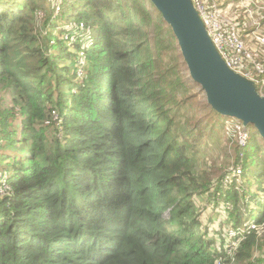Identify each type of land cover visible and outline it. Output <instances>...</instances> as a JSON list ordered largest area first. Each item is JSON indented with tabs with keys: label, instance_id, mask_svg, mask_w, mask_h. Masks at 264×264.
<instances>
[{
	"label": "trees",
	"instance_id": "trees-1",
	"mask_svg": "<svg viewBox=\"0 0 264 264\" xmlns=\"http://www.w3.org/2000/svg\"><path fill=\"white\" fill-rule=\"evenodd\" d=\"M61 1L65 20L46 38L68 21L92 36L45 42L34 25L43 0H0V92L18 107L0 108V264H213L226 256L223 226L212 225L223 211L203 223L193 198L204 192L230 205L231 227H264V138L233 124L250 136L228 155L242 168L239 190L237 177L223 187L229 166L216 177L199 169L210 148L222 149L232 117L206 102L191 121L192 91L176 75L177 55L165 57L177 40L153 3ZM239 26L248 28L243 18ZM54 110L60 136L40 126ZM256 234L238 242L237 264H264Z\"/></svg>",
	"mask_w": 264,
	"mask_h": 264
},
{
	"label": "rangeland",
	"instance_id": "rangeland-1",
	"mask_svg": "<svg viewBox=\"0 0 264 264\" xmlns=\"http://www.w3.org/2000/svg\"><path fill=\"white\" fill-rule=\"evenodd\" d=\"M203 1H211V0H203ZM62 4H63V1H61V0H46V1L43 0V2L41 4L43 6H42L41 10L34 12V25L37 21V27L35 26V28H36L35 31H38L40 28H42V33L44 34V36H43L44 38L42 37L43 39H45V40L47 39L45 35L50 34L51 28L54 27V25L60 24L61 22H63L65 20V19L59 20V18L61 16ZM251 6L253 9V13L255 15V19L260 23V27L258 29H256V32L261 34L264 32V22H262V20L264 19V0H253V3L251 4ZM70 10H71V8H68L67 12H69ZM47 14H50V17L53 19L49 26H48V23L45 22ZM231 14L233 16H237L238 21H240V19L243 18L244 25L248 26V28L246 27L245 30L242 31L243 38H244L246 44L250 48L259 49L261 51L262 54L259 57V60L263 66V64H264V46L255 45L252 42L253 40L250 39V38H252L251 33L249 36H245V34L249 30H252L251 27L254 28V26L250 25L249 19L247 17L244 18L245 13L243 11L237 9L236 6L234 7V12H232ZM67 18H68V15H67ZM65 24H66L65 28L64 27L63 28L58 27V30L55 31L54 34H52L50 41H49V39H47L45 42H47V41L48 42H55L56 41V43H58V40H60V41H63L64 43L70 45L71 41L75 39V36H80L83 33V31H85L87 34H90L91 36L93 35L92 32L90 33L89 30L86 27H83L82 25H80L76 29V27H75L76 25H74V23H72L71 21H68ZM56 28H57V26H55V29ZM68 29H69V31H67ZM73 33L75 35H73ZM55 34H57V35H55ZM71 34L74 37L72 39H71V37H72ZM90 35H88V36H90ZM42 38H40L39 45L42 43ZM89 39L90 38H88V40ZM86 43H91V42L88 41V42H85V44ZM31 46L33 48H36V46H38V43L33 44ZM177 46L174 43L172 45L171 51H168V54L165 57L167 59L168 55H170V54H175L178 57V67L180 70L178 71V74H176V75L177 76L181 75L182 76L181 79L183 81L187 82V85H189V87L192 91L191 95L193 97L192 102H193L194 116H190V117H191V121L194 122L198 118H201L202 116L204 117L203 112L205 110L204 106L206 105V100H205V96H204L203 92L200 89V86L191 80V78L188 74L187 67H186L183 59L181 57L179 58L180 50H178L179 47H177ZM46 51L49 54V56H51L53 54L54 49L50 48L49 52H48V50H46ZM81 57H82L81 52H79L78 62H79V64H85V61L83 59H81ZM167 63L169 64L170 62L168 61ZM169 65H172V62ZM263 68H264V66H263ZM258 75H259L258 73L255 74V76L261 77V75L260 76H258ZM169 77L174 78V75L169 73ZM0 97H1L0 101H2V106H3L2 107L0 105V108L13 106V110H14L15 115H16V113L18 111V107L15 104L13 105V103L11 101L12 95H9V93H7V91H5L3 89V91L0 92ZM46 117H48V120H43L42 123L40 124V126L44 127L46 131H49V133L52 136L59 135L58 125L60 123V119L58 118L57 112L55 110L51 111V113L46 112ZM230 119H232V118H229L226 121V123H224L227 131H225L224 133L221 132L222 133L221 134V143H223L222 149L217 147V146H215L214 148H210L207 153L211 154V155L202 156L198 162L199 169H202V168L206 169L207 172L209 173V175H208L209 177H216V176L220 175L222 170H224L228 166H229V168L232 167L233 161H232V159H228V155H230L229 153L231 151H234V148L238 144H240L241 146H244V145L246 146L248 144L247 143L248 140L243 141L242 136H241V138H238V135L236 133V129L234 128V125H233L236 121L234 119H232V120H230ZM18 120H16V121L12 120L13 121L12 123L14 125H16V122ZM257 136H258V134H257ZM248 137H250V136H248ZM259 154L264 155V144L263 143H262V150H259ZM235 174H238L237 170H235ZM241 175H242V173L240 174V176L238 177V180H237L236 189H238V190L240 189L241 185L243 184V180L241 178ZM230 183H231L230 180L226 179L223 182V187L228 189V186H231ZM217 199H218L217 196L212 197V195H209L208 192H204L201 197L195 196L193 198V201H194L195 207L197 208V210L199 212L198 215L200 216V219L203 223H208L207 221L212 217V215L216 214L215 212L223 211V212H221V214L218 218H217V216L213 217L214 223H212V225L218 229L220 228V226H223L222 230L220 228L219 237L221 238V236H222V238L224 239L227 237L228 231L231 229V226L234 224V222H233L234 220L232 219V216L229 214V212H230L229 209L231 208L230 205L226 206V204L224 202L219 203V205H215V201ZM252 208H256V207L252 206ZM163 216L165 218H168V213L167 212L164 213ZM206 219H208V220L206 221ZM227 220H230L231 222H227ZM244 220L245 219L243 218V222H244ZM216 221L217 222L223 221V222L220 224H217ZM239 227H240V229H243L244 224L242 223L241 225H239ZM255 230L257 231L256 236H257L259 245H256V247H254L253 256H260L261 254L264 253V227L256 228ZM228 236H233V232L229 231ZM244 238L237 239L235 241L231 240L230 237L226 238V244H227L226 245V251H225L226 256L216 258L213 264H237L236 260H233L234 254H236L235 252L237 251V248H238L236 242L238 240H243Z\"/></svg>",
	"mask_w": 264,
	"mask_h": 264
},
{
	"label": "water",
	"instance_id": "water-1",
	"mask_svg": "<svg viewBox=\"0 0 264 264\" xmlns=\"http://www.w3.org/2000/svg\"><path fill=\"white\" fill-rule=\"evenodd\" d=\"M171 27L193 82L213 110L253 125L264 138V96L256 84L231 70L211 42L192 0H150Z\"/></svg>",
	"mask_w": 264,
	"mask_h": 264
},
{
	"label": "built area",
	"instance_id": "built-area-1",
	"mask_svg": "<svg viewBox=\"0 0 264 264\" xmlns=\"http://www.w3.org/2000/svg\"><path fill=\"white\" fill-rule=\"evenodd\" d=\"M192 3L211 42L226 65L231 70L250 80H253L256 84V87H259V85L262 87L264 85V64L262 66L259 60V57L262 53L259 49H252L246 44L242 34V31L245 28L240 27L237 16H233L231 14L234 12V8L224 9L221 3H219L217 0H192ZM252 3L253 0H237L235 6L237 9L245 13L246 16L244 15V17H247L249 19L250 25L254 26V28L251 27L252 30H249V35L250 33L252 35V38H250L253 40L252 42L255 45L264 46V32L261 34L256 32V29L260 27V23L255 19V15L251 6ZM249 35L245 34V36ZM72 38L73 36L71 39ZM88 38H86L87 42L90 41ZM89 44L91 43H86L85 45L88 46ZM82 57L81 59H83ZM257 73L259 74L258 76L261 75V77L255 76ZM234 120L236 122L239 121L237 119ZM245 127L246 126L243 125V128ZM241 136L243 141L248 140L246 131L239 132V138H241ZM235 170H237L239 175L235 174ZM241 173L242 168L240 166L233 168L230 167L229 172L224 178V181L228 179L231 182L234 177H237L238 180V177ZM243 224V229H240L239 226L231 227L229 231L233 232V236H228V231L226 238L230 237L231 240L235 241L237 239L244 238L246 234L254 231L256 228H262L261 226L257 225L256 222L252 221H245ZM239 241L240 240H238L236 244H238Z\"/></svg>",
	"mask_w": 264,
	"mask_h": 264
}]
</instances>
